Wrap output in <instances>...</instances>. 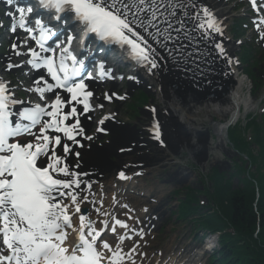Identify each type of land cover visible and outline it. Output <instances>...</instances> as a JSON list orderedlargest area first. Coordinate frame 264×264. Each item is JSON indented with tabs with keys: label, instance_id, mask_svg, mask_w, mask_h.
Returning a JSON list of instances; mask_svg holds the SVG:
<instances>
[{
	"label": "snow or ice",
	"instance_id": "1",
	"mask_svg": "<svg viewBox=\"0 0 264 264\" xmlns=\"http://www.w3.org/2000/svg\"><path fill=\"white\" fill-rule=\"evenodd\" d=\"M4 3L12 34L5 71L28 78L22 90L30 98L21 99L19 85L0 78V264H136L135 255L146 254L137 252L138 243L125 251V241L142 238L143 229L104 208L85 167L88 142L97 138L90 123L104 108L93 85L125 78L100 56L116 48L149 76L178 73L204 87L217 75L219 60L232 63L222 22L207 0ZM251 3L257 13L264 8V0L260 7ZM103 99L126 96L104 92ZM150 111L151 138L167 150L156 109ZM112 119L96 121V133L107 134L104 125Z\"/></svg>",
	"mask_w": 264,
	"mask_h": 264
},
{
	"label": "rangeland",
	"instance_id": "2",
	"mask_svg": "<svg viewBox=\"0 0 264 264\" xmlns=\"http://www.w3.org/2000/svg\"><path fill=\"white\" fill-rule=\"evenodd\" d=\"M237 3L229 2L227 6L231 7L233 9L236 6ZM241 14H246V11L242 10L238 13H234L232 10V18L229 21L230 25V31L232 30L233 24L236 23V17H240ZM246 22V21H245ZM248 23V22H247ZM232 33V31H231ZM250 35L248 37H245L246 41H250ZM253 46H254V52H253V58L254 61L252 62V67H258L261 66L260 69H256L259 73L261 79L264 81V45H262V48H260L253 38ZM240 47H236V51L241 54ZM244 66V64H243ZM210 86H221V80L218 77V74L213 77V82L209 84ZM193 84H189V87H192ZM196 88V87H195ZM209 88V87H207ZM120 89L123 91V96L128 95L127 99H124L122 102L121 107H119L118 113H119V119L121 120V123L125 126H127L129 129H140L142 125L148 124L149 121H147L146 113L148 112V108L144 106V108L141 109L139 118L134 120V116H131L130 107L129 104L131 103V100L135 96V93L138 90H146L145 89H134L132 91H129V88L126 84V82L123 83V85L120 87ZM153 91L156 90V88H152ZM218 89V88H217ZM206 89H204L205 91ZM190 93H195L193 90L188 88L187 90ZM202 89H197L196 94L197 95H203L202 92H204ZM130 92V93H129ZM150 97L152 98L151 104L157 106L158 108L161 106V100L159 98L158 94H152V92L148 91ZM154 93V92H153ZM180 95V94H179ZM246 98L248 97V93L245 94ZM254 97L257 99L255 101L252 99L253 105L255 103V109L251 113L257 112L258 114L261 113V110L264 109V99H263V90L262 91H256L254 94ZM259 98H262V102L258 100ZM254 100V101H253ZM129 113H128V112ZM135 115V114H132ZM216 120H222L226 122L225 119H222L218 116H214ZM202 121L206 120L209 121V118L207 119L203 115H201ZM209 122L206 123V126L209 127ZM201 133V132H200ZM109 138H103L101 137L100 140L96 141V144L101 145L110 140V136H107ZM144 137L147 138L146 131L144 132ZM203 137V136H202ZM204 138V137H203ZM212 138L214 139V149L211 151V159L213 160V164L209 161V166L207 168L203 169V173L205 175H208V172L210 171V167L214 166H220L222 169L226 170L228 168V164L230 161H232L235 158V154L232 150H229L228 148L225 149L224 147L220 146L219 140L216 138V136L212 133ZM105 139V142H104ZM108 139V140H107ZM204 140V139H203ZM207 141V139H205ZM108 143H105L102 148L105 145H108ZM155 145L149 143V147L147 149L139 150L135 152L134 154L131 153L129 155V159L133 161L132 166L127 170V172L131 175H136L137 172H143V177L139 178L140 181L143 182V189L144 192L148 191L151 192V195H156V198L159 199V202H161V205L164 207L165 211V218L160 217V215L157 214V207L154 206L151 198H144L143 193L137 191V190H131L129 192L126 191V189H123V194L131 196L133 199H135V203L137 204V207L134 209V212H129L133 217H136L138 219V222L141 223V229H143V232L145 234L151 233L152 230L148 228V221L151 219L156 224V229L153 230L154 238L150 239L147 243V249H146V258L149 255H155L158 256L160 253H164L165 251H168L171 247L177 248L179 251H182V249H188V253L193 249L192 243H195L194 236L191 228L182 223L176 222V220L172 217L173 213L176 210V196L171 192L172 190L177 189H184L188 185H193L194 187L199 188L201 186L198 179V174L194 172L193 176L191 178H183L180 179L179 176L176 174L179 172V168L173 164L174 160H177L178 162L182 163V165L189 167L191 164L192 169L195 171L198 169V167H203L206 163L204 162V156L205 159L209 155V151L207 149L206 155L203 151H199L198 153L192 154V152H186L183 151L182 153L177 152L176 150H171L170 154L166 156V158H161L157 154H153L152 150L155 149ZM141 153H150L152 155V158L150 160H141L139 158V155ZM186 154L189 156L191 155L190 159H181L182 157H185ZM110 162H116V158L110 157ZM100 172V170H99ZM116 173H106V175H100L98 179L94 182L93 190L96 192L100 186L104 187L105 193H108L107 188L111 186V180H115L117 182L116 189H121L123 187L122 184H118L119 182L116 180ZM139 181V183H140ZM126 191V192H125ZM119 204H123L122 201L119 202ZM142 208L147 209L149 213L152 215V218H147L146 216L144 220L141 221L142 215H140V211ZM125 209V208H124ZM124 213H126V210H123ZM152 237V235H151ZM177 250V251H178ZM196 247L193 250V253L195 252ZM162 251V252H161ZM170 253V252H169ZM210 254L205 258L204 261H207ZM144 258V260L146 259ZM190 263V264H194Z\"/></svg>",
	"mask_w": 264,
	"mask_h": 264
},
{
	"label": "bare ground",
	"instance_id": "3",
	"mask_svg": "<svg viewBox=\"0 0 264 264\" xmlns=\"http://www.w3.org/2000/svg\"><path fill=\"white\" fill-rule=\"evenodd\" d=\"M4 3V0H2ZM207 4L211 7V9L215 12L216 16L222 21V25H225V23L228 22V20L231 18L230 11L228 8L225 7L224 3L222 0H207ZM5 8L7 7L4 3ZM264 33L263 31L260 32ZM12 39V35H11ZM221 39L224 42V46L227 50V52H230L232 49L233 42L227 39V37L223 36ZM11 43V40H10ZM9 55V54H8ZM8 55L5 57V61L8 57ZM4 61V63H5ZM110 67L114 69V75L120 76L123 75L129 82V86L132 87L130 90L133 89L134 86L136 85H145V84H152L155 82V78L153 76H147L145 75L144 77L142 76V72L140 73H128L125 72L122 68L121 65L119 64H110ZM15 71L20 72L19 70L13 69ZM129 76H136L139 79V83H137L135 80H129ZM181 76L177 74H169L168 78H165L164 76H157V81L158 83L157 88H162V95L161 96V101H162V106L164 109H160L157 113L158 116H160L162 119H164L165 123V135L169 138H173V135L176 134L177 132V127L176 125H180V127L183 130L182 136L180 135L178 137V145L176 147V150H179V152L182 153V151L186 150H192L195 148L203 147L200 145V143L197 141L198 137V132H202L203 130V125L204 123H207L206 120L202 121L201 115L206 117L207 119L210 118V127L213 130L214 134L218 137L220 140V143L222 146L224 145L223 143V138L226 137V130H227V123H223L221 121H215L214 116H218L220 118L224 117H231L233 120H237L241 114H242V109L245 110V112H249L251 110V101L247 99L243 95V89H244V84L245 81L243 79H235L234 80V85H231L230 82L228 84V88L225 89L223 92L224 94H219L215 95L212 98H209V100L205 101L201 105H194L198 107L194 113H189L187 112V108L191 107V101L186 97L185 100L188 101V103H184L183 100H179L178 97L174 96L171 90L172 84L177 82V80ZM122 80L116 79L113 80L109 85L106 84H100V83H94V87L98 89L99 95L100 92L102 91H110V92H116L118 94V89L120 85L122 84ZM169 83H171L169 85ZM176 84V83H175ZM174 85V84H173ZM28 94V93H27ZM29 96V94H28ZM181 101V102H179ZM98 101V103H101ZM113 102L117 104L119 100L114 99ZM103 103V102H102ZM104 104L103 109H97V111L94 114V119L90 123V126L92 127L93 124H96V121L98 119L95 118L96 114L98 112H105V115L109 114H114V119L109 120L105 122L104 127L107 129V133H110L111 135V140L109 141L108 144V154L110 157L114 155L116 158L115 163H109L108 161L105 160V156L108 158L106 155V151L102 149L95 148L92 145V142H88L91 144V148L88 149V155L86 157V164L85 167L86 169L92 173V169L95 167H98L101 169V171L104 172H111L115 169L118 168H125L131 163L129 160V155L127 151L121 152L119 149L121 147L124 148H134L132 153H135L137 149H141L140 144L146 143L147 141L144 139H138V136L134 134L135 137L130 136L133 133L127 129L119 127L118 120H117V113L115 111H108V108L106 107V104ZM199 112V113H198ZM146 117L153 119V116L151 114H146ZM147 126H144L146 129ZM202 128V129H200ZM144 129L140 130L139 134L140 136L144 131ZM181 133V132H180ZM93 135V134H92ZM147 145H145L146 147ZM161 150V151H160ZM163 152L165 155L168 154V149L167 150H162L158 146H156V149H154L153 153H161ZM164 155V156H165ZM146 160H150L151 158L149 156L144 157ZM185 173L183 172L182 175ZM95 176L92 173V181H94ZM125 185L129 186V190H136L138 186V181H136V176L135 175H128L126 179H124ZM136 186V187H135ZM115 184H113V181L111 183V193L108 197H103L102 194H98L97 197L98 199H103L104 201V208L111 210L113 206H116L117 203H114L113 198H115V201H117L118 198H120L116 192L114 191ZM149 194L145 192V196H148ZM152 198V197H151ZM154 198V197H153ZM126 200L129 201V198L125 197ZM155 206H160V204H157ZM113 211V210H112ZM160 215H163L164 211L162 209L157 210ZM131 235V234H130ZM130 244V241H125V251L128 248V245ZM185 263H180V264H186ZM198 264V263H197Z\"/></svg>",
	"mask_w": 264,
	"mask_h": 264
},
{
	"label": "trees",
	"instance_id": "4",
	"mask_svg": "<svg viewBox=\"0 0 264 264\" xmlns=\"http://www.w3.org/2000/svg\"><path fill=\"white\" fill-rule=\"evenodd\" d=\"M249 129L253 141L260 147L259 157L261 158V169H264V129L256 122L251 121L244 129ZM237 136V134H236ZM237 139V145L246 150L249 140ZM216 190L214 197L216 211L209 214L203 208L197 206L195 198L187 201L185 206H181L180 217L190 215L202 219L203 224L223 231L226 228L232 229L236 247H231L232 254L223 258V263L229 264H264V172L257 176H252L251 180H243L241 191L233 192L230 185H225V178L215 169L210 174ZM254 178L258 181L256 183ZM259 194V196H258ZM258 231V233H257ZM232 242V239H230ZM228 240V242L230 243ZM231 259L230 261L227 260Z\"/></svg>",
	"mask_w": 264,
	"mask_h": 264
}]
</instances>
